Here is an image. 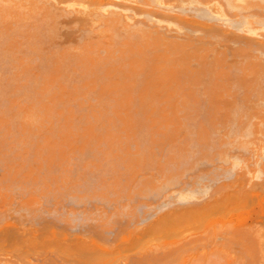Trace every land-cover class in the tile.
I'll return each instance as SVG.
<instances>
[{
    "label": "bare ground",
    "instance_id": "obj_1",
    "mask_svg": "<svg viewBox=\"0 0 264 264\" xmlns=\"http://www.w3.org/2000/svg\"><path fill=\"white\" fill-rule=\"evenodd\" d=\"M103 1L0 0V216H6L8 210L12 209V203L10 208L9 202L12 200L11 196L14 190L21 195V201L19 199L17 201H20L18 203L26 212L37 209L44 195H46L44 198L48 195H50L49 197L53 196L55 201L58 202L65 192L67 194L71 192L69 194L71 195L72 192L75 194L78 191L77 198L80 197V199L88 196L103 198L107 201V199L120 200L123 197V203H125L120 202L122 203L121 208H118L120 205L116 204L117 207H114L116 211L113 209L111 212H115L114 217H118V215H123V211H125L124 216L126 215V217H122V215L120 217L123 218L122 221L124 218L129 220L124 221V223L130 224L131 220L133 221V218L138 214L137 208L142 209L141 205L143 203L141 202L144 198L141 197L146 196L151 191L154 193L153 189L156 191L160 187L159 185L163 187L165 184L170 187L172 182L180 185V181L184 182L181 183L182 185H185L186 182L190 184L191 181L188 183L190 178L193 183L197 184L195 185L197 187L194 188L192 182L193 188L191 185L190 187L180 186L184 189L187 187L186 190L192 188V190H189V192H192H183V188H181L182 192L169 190L170 195L177 192L176 196H173L175 194L172 195L174 201L177 199L180 205L183 204L181 200L187 203L184 202L185 205H181V210L176 201L168 203V206L167 201L170 202L171 200L165 197L164 202H158L162 203L161 207L159 204H155L154 210H160V215H158L159 211L156 214L157 217L154 216L156 212H152L154 217L151 215L152 217H148L149 219L147 218L146 222L143 220L140 223L141 214L139 218L137 215L136 218L138 219L136 221L138 222H136V225L138 224L139 227L135 226L133 221L130 224L132 229L123 228L126 231L131 229L130 232L127 231L130 233H128L129 237H126V231V233L121 232L120 230L123 229L119 228L118 232L120 231L126 236H122V234L119 238L117 233L114 234L115 237L118 236L119 240L126 238L124 241L119 242L117 237L116 239L114 237L113 239L116 240L114 243L118 246L116 244V246L106 245V242L101 243V241L94 238V235L90 237L89 234H84L85 237L80 235V238L75 236L77 240L72 243L70 242L74 238L71 241H68L67 238L66 241L69 243H66V238L64 239L63 235H59L61 233L56 231L59 233L57 234L53 228L50 229L51 231L47 230L46 228L49 226H46L43 231L46 229L50 232H42L41 235H38L40 237H37L35 231H31L30 234H22L24 239L19 237L18 242L20 243L23 240L25 244L21 242L19 245H27L28 250H30L35 249V247L31 248L30 245L36 243V249L38 251L41 249L39 251L41 256L51 253L50 255L59 257L68 264H113V261H115L114 256L118 252L120 255H117L116 259L118 261L116 260L115 264H120V256L127 259L135 255L140 258H133L146 260L144 262L149 264L148 258L151 261L153 255L156 254V257L166 254L165 257L162 256V259L166 258L167 262L158 259L162 260V264H169L168 258L173 260H170V264H264V222H262L264 219H260L262 215L259 213L264 210L263 197L260 196L264 194V183L262 184V181H259V184H257L255 181L253 185V183L249 184L250 179L247 181L248 183L242 180L252 171L250 170L252 167L245 171V168H248V162L249 165L252 163L256 165L258 161L257 165L259 167L256 166V170L259 169L256 171L253 168V172L256 171L258 174V171H262L261 176L262 174L264 176V167H261L264 166V137H262L264 131L261 130L264 126V74L263 79L260 78L263 71H261L260 65H262V62L264 64V49L261 50L259 45L256 44L259 42L260 46L264 48V37L263 40L261 38L264 36V32L260 30L264 31V0H212L213 4L211 2L209 7L207 4L211 0L209 2H207L208 0H202L208 10L211 6L212 12L211 10L210 12H214V14L207 13L205 8H202L200 4H196V0L195 4L200 7L197 10L191 8L195 5L191 0L186 1L193 3L191 5L189 2L190 9H188L189 4L185 0H181V2L184 1L185 4H188V6L186 5L187 8L183 6L185 5L183 3H181L183 5L178 4L180 0L179 2L174 0V5L169 3L173 0H167V2L166 0H121L125 3L132 2L131 6H133V2L136 3L137 5L134 4V8L137 10V14H134L138 15V18L143 16L144 20L141 18L142 21H139V19L133 20L134 16L127 13L131 9L133 10V7L127 9V7L109 5L110 0H107L108 4H106L107 1H105L106 3ZM138 4L142 5V10L145 12H142ZM196 5L194 8L197 7ZM213 5H215L214 8ZM221 6L227 9L224 8L223 11ZM156 10H158L157 12L161 10L162 13L168 15L174 12L175 14L169 16L176 17L179 20L174 18L175 20H172L176 23L174 21L170 23L171 21H164V18H161V22L164 23L162 24L159 17L151 16L153 15L151 13H156ZM187 10H193L192 13L196 11L198 14L192 15L191 13L188 16L190 12L187 13ZM227 10H233L231 13L234 12L236 15L229 13ZM146 12H149L151 17ZM223 12L234 15V17L230 15L227 17ZM69 15H73V17L79 15L80 17L77 16L79 20L76 17V22L74 20L71 24L67 23L65 27V23L62 25L63 20L60 23V19L65 16L69 17ZM180 19L187 21L190 27L186 26L183 29L182 23L178 24L182 26L181 28L177 27V21L182 22ZM218 21L221 22L220 25H218ZM173 23L176 24V31L172 27L174 26ZM170 24H173L171 25L172 28H170ZM194 26H198V31L195 34L194 31L197 29L195 30ZM213 27L219 28V34H217V29L214 30ZM212 28L217 33L212 32ZM62 29H72L71 31L76 32L79 29L82 34L77 35V37H81H78L79 39L76 37L77 41L74 43L71 41L73 39L66 42L68 36L63 39L64 42L63 40L60 42L56 38ZM164 29H168V32ZM172 30L175 31L173 35L169 33ZM258 31L260 32L261 41L260 39L256 41L258 36L255 35H259ZM241 33V38L244 37L243 34L248 35V37L245 36L246 40H239L237 36ZM250 37L251 40H249ZM254 37L257 47L253 43ZM230 39L234 41L231 42ZM230 43L233 46L229 45ZM227 48L230 49V52ZM232 52L233 54H231ZM227 53L228 56H234L233 60L227 61L226 58L232 59V56L227 57ZM231 74H236L235 79L234 75L231 76ZM261 80L263 83H261ZM224 100L226 104L228 103L231 106L222 107L221 105L224 103L222 101ZM259 130L262 132L258 133ZM214 137L218 143L214 142ZM255 141L261 149L259 146H257L259 149H255ZM225 145L227 146L224 147ZM233 145L236 146V149L237 146L240 147L238 149L241 150L248 147L243 150L246 152L250 147L254 148V150L250 149L251 151L260 150V152L257 154H255L256 152L249 153V150L248 154L245 155L255 162H251L249 157H247L248 159L243 158V156H236L235 158V155L233 157L229 153V149L234 147ZM212 147L214 150H212ZM222 147L223 150L229 147L227 151L225 150L227 153L224 151L225 155L222 152ZM210 148L213 152H209L211 151ZM214 152H218L219 158ZM196 153L197 156L201 157V159L198 158L199 160H202L204 155L209 153L212 155L209 158L213 162L217 160V165L214 162L216 166L211 165L210 169L207 168V170L201 171L198 168L195 169L193 165L196 164L192 166L190 164L195 163L194 160L199 164L197 156L193 157ZM252 153L256 155L255 157L259 154L257 161L253 159L255 157L252 158ZM219 154H223V157L221 158ZM226 156H229V158ZM204 158L208 159V157ZM189 159L193 161L190 163ZM207 159H203L204 162ZM211 159L206 162L211 164L209 162ZM244 160L250 161L245 162ZM186 161L189 162L188 165L191 169H195L194 176L197 172L198 176H190L193 175L190 173V175H185V169L183 168L186 165L182 166L181 164L186 163ZM225 162L228 163V166L230 165L231 173L232 168H234L233 170L238 169L237 171L243 169L244 173L240 172L243 176H233L234 179L231 178V180H228L229 182L221 180L222 184L218 180V187L214 186L217 187L214 188L215 191L211 188V195L208 192L210 196L205 195L207 198L197 195L199 189L203 194L202 190L208 191L210 185L204 179H207V177L203 178L202 175L208 176L209 171L212 172L214 169H218L219 165V168L222 166L229 173V168L224 166ZM224 169L220 170L223 171ZM191 172L193 173V170ZM92 173L93 175L89 177ZM182 173L187 180L176 178ZM212 173H210L209 181L214 178L215 174L211 176ZM245 173L246 175H244ZM237 174L239 173L237 172ZM257 174L255 176L260 177V173ZM199 175L201 176L199 177ZM87 176L89 180L93 181L94 179L93 182L96 181L95 185L91 184L90 186L93 188L90 187V189H87L86 186L84 187L86 189L79 188L85 184L83 183L84 180L89 183ZM249 176L250 178L253 177L251 174ZM197 177L200 178L199 180L202 178L206 183H201L202 187L199 186V189L198 183L203 181H194L193 179H197ZM169 182L171 185H169ZM202 184L207 185V187L205 186L206 189L203 188ZM244 184L249 188H246ZM259 185L261 186L259 187ZM253 187H259L260 195L257 193V189L256 191L254 189L256 193L252 190ZM79 189L81 190L79 191ZM194 191L198 193L195 195ZM252 191L255 195H251L254 194ZM166 196L171 197L168 193H166ZM249 196H252L253 199ZM58 197H60V200ZM175 197L177 198L175 199ZM196 197L201 198V200L206 198V200L204 199L205 201L203 200L201 203ZM234 198L237 201L232 202ZM247 198L252 204L249 205L250 201H247ZM135 199L136 203L134 202ZM188 199L196 200L194 202L192 200V206L197 201L200 205L196 208V204L195 207L191 206L192 208H190L191 202H187ZM244 199L245 202H243ZM139 201L141 205L138 203ZM240 202L243 203V206L245 205L247 208L250 206V208L247 210L244 207L245 210H243V206H240L242 204H239ZM254 202L257 204L256 208H253ZM148 204L151 203L148 202ZM172 204L177 205L178 209H176L177 206L176 208L174 206V208L170 207ZM259 204L260 206L262 204V207ZM153 206L154 204L150 205V207ZM185 206H187V209H185ZM162 207H165V210L169 207L170 209L164 211ZM182 207L185 211H182ZM145 209L147 207H144ZM238 209L242 210L238 211ZM161 210H163V213ZM217 210L221 211L220 214L223 215L227 214L226 212L231 211L233 213L237 210L239 216L240 212L241 214L245 212V215L248 216L251 214L250 212L254 214L253 211H255L258 213L257 215H260L258 221H261L263 225L261 222L259 224L258 221L256 223L254 219V221H247L245 215L242 216L243 220H240L236 213L233 214L237 217H234V220L235 218L239 220L238 223L240 224L236 223L238 226H233L230 222L234 221H229L231 218L226 219L220 214L219 217H222L220 219L224 218L225 222L224 220L218 222V215L212 217V215H215V211L217 214ZM246 211H249L248 215ZM211 212H214V214ZM4 213L5 215H3ZM113 213L110 214L99 209L91 219H94L100 228L103 226L107 230V225H109L107 223L114 218ZM209 213L212 214V218H210ZM206 215L209 217L207 218ZM144 216L145 214L142 217L144 218ZM6 220L5 222H7ZM227 220L228 222H226ZM115 221H118V219ZM241 221H244V224ZM223 222L224 225H222ZM251 222L254 223L251 225ZM2 223L0 227L8 225ZM195 223H197V226L194 225ZM204 224L208 226H204V228ZM209 224L213 226V229L210 228L212 231L208 230ZM225 224L228 226H225ZM254 224L259 226H254ZM9 225L18 228L15 224ZM193 225L195 227H191ZM215 225L221 227L218 228ZM109 226H112V224L110 223ZM126 226L128 227V225ZM133 226H135L134 229L136 228L134 231H132ZM141 226L143 230L148 229L145 230L148 235L143 232V235L146 234L145 237L139 236L143 231ZM197 227L207 229L208 233L203 229H200V231ZM197 230L200 232L199 235ZM113 231H115L114 228ZM136 231L139 234L138 237ZM120 232L119 234H121ZM47 233L49 234L47 235ZM193 234L199 236V239L202 235L205 236V239L202 238L206 242L202 238L199 240L196 237V239L192 236ZM26 235L29 236L31 244ZM180 235L183 239L180 238ZM60 236L63 238L59 239ZM147 236L149 239L146 240ZM167 236H173L172 239L175 236V239H173L175 244L172 240H168ZM189 236L194 238L190 240ZM45 238L47 241H43ZM127 238L130 239L129 242L132 244V248L128 247L130 243L127 244ZM176 238L180 239L177 240ZM184 238L188 242L185 240L186 243H182ZM36 239L37 241H35ZM54 240L55 242L58 240L59 243L64 241L63 245L58 242V246L54 245ZM132 240L133 242L137 241L132 243ZM25 241H28L30 245ZM252 241H255L259 252L252 245L254 244ZM45 242L46 245H43ZM47 242L50 246L54 242L52 245L55 248H49L48 246L45 248L46 250L42 249L39 244L47 246ZM189 242L194 245L198 242L200 246L202 244L204 246L199 247V244H197V247L200 248L198 250L196 246L192 248L193 244L189 245V254L188 250L184 251V246L188 247ZM232 243L240 247L239 249L236 246L239 253L235 251L236 248ZM119 244L120 247L122 245V248L119 247ZM124 244L130 248L126 247L125 252L123 250L125 248ZM180 244H182L181 246L184 245L183 248ZM230 244L234 248L233 252ZM16 245L18 246V244ZM27 246H24L25 248L21 247L25 249L24 252L27 251ZM114 247H119L118 252L115 251ZM171 248L173 249L171 250ZM178 248L183 251L177 250ZM16 249L19 250L18 247ZM132 249L134 250L129 251ZM175 249L179 253L173 258L172 254L174 256ZM38 251L34 252L38 255ZM87 251H90V254L85 255ZM20 252H22V249ZM129 252L133 253L129 254ZM193 252H196L195 256ZM167 255H171V257ZM144 256H147L146 259ZM25 259L24 261H27ZM125 259L123 258L124 261L122 262H125ZM4 261L0 260V262H3L0 264H5ZM6 263L8 262L6 261Z\"/></svg>",
    "mask_w": 264,
    "mask_h": 264
},
{
    "label": "rangeland",
    "instance_id": "obj_2",
    "mask_svg": "<svg viewBox=\"0 0 264 264\" xmlns=\"http://www.w3.org/2000/svg\"><path fill=\"white\" fill-rule=\"evenodd\" d=\"M105 1H107V0H104L103 2L106 3ZM108 1H109V0H108ZM108 1H107L106 4H108ZM119 1H120V2H119ZM124 1H125V0H124ZM124 1H121V0H112V1H111V0H110V1H109V5L111 4V5H113V6H116V5H117V7H127V9H128V8L130 9V8L133 7V10L131 9L130 12L127 11V13H129V14L132 15V16H134V19H133V20H138V19H139V21H142L143 16H142V17L139 16L140 18H138V15H137V16L135 15V14H137V12H136L137 10H135V8H134V7H135L134 4H136V3L133 2V6H131V3H132L131 1H130L131 3H128V2L125 3ZM126 1H129V0H126ZM164 1H165V0H164ZM164 1H163V2H164ZM170 1H172V0H170ZM175 1H176V2H179V0H178V1L175 0ZM175 1L173 0L172 2H169V3H170V4H171V3L173 4ZM186 1H187V0H185V2H186ZM204 1H207V0H204ZM209 1H210V0H208L207 2H209ZM214 1H215V0H214ZM219 1H220V0H219ZM166 2H167V0H166ZM189 2H190V1H189ZM189 2H186V3L189 4ZM191 2H193V3L195 4V0H191ZM191 2H190V4H191ZM201 2H202V4H201ZM211 2H212V0L207 4L208 7H209V4H210ZM123 3H124V4H123ZM181 3L185 4L184 1L181 2V0H180V2H179L178 4H181ZM193 3H192V4H193ZM205 3H206V2H205ZM175 4H176V3H175ZM178 4H177V5H178ZM183 4H181V5H183ZM188 4H185V5H183V6L187 8ZM190 4H189V8H188V9H190ZM192 4H191V5H192ZM196 4H197V5L200 4V6H202V8H205V10H207V13H211V12H212V10L210 9L211 6H210V8H209V10H208L207 7H205V5L203 4V1H202V0H201V1H200V0H196ZM196 4H195V5H196ZM212 4H213V2H212ZM60 5H61V4H60ZM62 5H63V4H62ZM62 5H61V6H62ZM136 5H137V4H136ZM173 5H174V4H173ZM186 5H187V6H186ZM195 5H194V6H195ZM197 5H196V6H197ZM207 5H206V6H207ZM138 6H140V8H141V10H142V7H141L142 5H139V4H138ZM194 6H191V8L193 7L194 10H197V9L200 8L199 6H197V7L194 8ZM214 6H215V5H213L212 7L214 8ZM198 7H199V8H198ZM136 8L138 9L139 7L136 6ZM140 8H139V10H140ZM224 8H225L224 6H223V8H222V6H221V9H222L223 11H224ZM119 9H120V8H119ZM123 9H124V8H123ZM125 9H126V8H125ZM215 9H216V8H215ZM221 9H220V10H221ZM226 9H227V8H225V10H226ZM141 10H140V11H141ZM210 10H211V12H210ZM124 11H125V10H124ZM131 11H132V12H131ZM140 11H139V12H140ZM153 11H155V10H153ZM153 11H151V12H153ZM157 11H158V10H156V13H154V12L151 13V14H153V15H151V16H154V15H155L156 18L159 17V20H160L161 18H164V19H163L164 21H171L170 23H172V21H174L175 19H178V18H176V17H174V18H175V19H174L173 16H172V17L169 16L170 14H173L174 12H171V13L169 12L170 14L168 15V14L162 13L163 11L161 12V10H160V12H157ZM187 11H188V10H187ZM192 11H193V10H189V11L187 12V13L190 12L188 16L191 15ZM213 11H215V10H213ZM227 11H229V13H231L233 10H231V11H230V10H227ZM139 12H138V13H139ZM142 12H145V11L142 10ZM142 12H140V13H142ZM149 12H150V11H149ZM149 12H146V13H148V15L150 16ZM194 12H195V13H192V15H193V14H196V15L198 14V12H197V13H196V11H194ZM220 12H221V11H220ZM240 12H241V11H240ZM240 12H239V13H240ZM132 13H133V14H132ZM134 13H135V14H134ZM140 13H139V14H140ZM166 13H168V12H166ZM184 13H185V12H184ZM223 13H224V12H223ZM236 13H237V11H236ZM174 14H175V13H174ZM211 14H214V12L211 13ZM221 14H222V13H221ZM225 14H226V15H225ZM231 14H234V12L231 13ZM231 14L224 13V15L227 16V17H228L229 15L232 16V17H234V15H236V14H234V15H231ZM142 15H143V14H142ZM145 15H146V14H145ZM145 15H144V16H145ZM186 15H187V14H186ZM71 16H72V17H71ZM71 16H70V15H69V17H68V16H65L64 18L61 17L62 19H60V20H61L60 23H62V20H63L62 25L65 23L64 25H65V27H66V24H67V23H68V24H71V22L73 23L74 20H75V22H76V19H75V18H76L77 16H79V15H74V17H73V15H71ZM151 16H150V17H151ZM155 16H154V17H155ZM79 17H80V16H79ZM177 17H178V16H177ZM235 17H236V16H235ZM73 18H74V19H73ZM135 18H136V19H135ZM141 18H142V19H141ZM64 19H65V20H64ZM140 19H141V20H140ZM154 19H155V18H154ZM169 19H171V20H169ZM172 19H174V20H172ZM77 20H79L78 17H77ZM143 20H144V19H143ZM157 20H158V19H157ZM178 20H179V19H178ZM180 20H181V19H180ZM181 21H182V20H181ZM69 22H70V23H69ZM160 22H161V20H160ZM160 22H159V23H160ZM162 22H163V21H162ZM162 22H161V23H162ZM179 22H180V21H177V25H178V24L180 25V24L182 23L181 25L184 26L183 29H184L186 26H189V25H188V22L185 21V20L182 21V22H180V23H179ZM174 23H176V21H174ZM174 23H173V24H174ZM183 23H184V24H183ZM217 23H219L218 25L221 24V22H219V21H218ZM217 23H215V24H216V26L218 27ZM162 24H164V23H162ZM162 24H160V25L162 26ZM167 24H168V23H167ZM167 24H166V25H167ZM173 24H170V28L173 27V28L175 29V31H176V29H177V28L175 27L176 24H174V26L171 27V25H173ZM179 25H178L177 27H180V28H181L182 26H179ZM163 26H165V25H163ZM167 26H168V25H167ZM165 27H166V26H165ZM165 27H163V28H165ZM168 27H169V26H168ZM189 27H190V26H189ZM222 27H223V26H222ZM163 28H162V30H163ZM180 28H179V29H180ZM194 28H195V30H196V29L198 28V26H197V27L194 26ZM200 28H201V27H200ZM200 28H199V29H200ZM213 28H214V27H213ZM213 28H212V30H213ZM215 28H216V27H215ZM215 28H214V30L217 29V32H218V31H219V28H216V29H215ZM67 29H68V28H67ZM222 29H223V28H222ZM71 30H72V29H69V30L62 29V30H60V32L58 33L59 35H58V37L56 38V40H58V41L60 40V42H61V40L66 39V36H68V37H67L68 41L66 40V42H69V40L73 39V40H71V41H73L72 43H74L75 41H77L75 38L77 37V35H78L79 33L82 34V33H81L82 31L79 32V29H78V30H77V29H74V30H77L78 32H76V31H71ZM169 30H171V29H169ZM212 30H211V31H212ZM214 30H213L212 32L217 33V32H215ZM260 30H261V32H264L262 29H260ZM164 31H167V32H168V29H167V30L164 29ZM175 31L172 30V31H170L169 33H170V34L172 33V35H173V34H175ZM177 31H178V30H177ZM193 31H194V29L192 30V32H193ZM197 31H198V29H197L196 31H194V34H195V32H197ZM178 32H179V31H178ZM192 32H191V33H192ZM176 33H177V32H176ZM258 33H259V35H255L256 37L258 36L257 39H256V41H259V39H260V37H261L259 31H258ZM194 34H193V35H194ZM217 34H219V32H218ZM240 35H241V36H240ZM240 35H238L237 37L239 38V40H242V41H243V39H245L246 37H248V35L246 36V34H245V35L243 34L244 37L241 38V37H242V33H241ZM239 36H240V37H239ZM245 36H246V37H245ZM69 37H70V39H69ZM78 37H81V36H78ZM78 37H77V38H78ZM263 37H264V36L261 37L262 40H263ZM252 38H253V37H252ZM78 39H79V38H78ZM247 39H248V38H247ZM237 40H238V39H237ZM245 40H246V39H245ZM249 40H251V37H250ZM58 41H57V42H58ZM64 41H65V40H63V42H64ZM71 41H70V43H71ZM230 41L232 42V41H234V40H233V39H232V40L230 39ZM256 41H255V37H254V42H253V43L255 44ZM260 41H261V39H260ZM234 44H235V43H234ZM256 44H257V46L259 45V48H261V50L264 49V48H262V46H260L259 42L256 43ZM256 44H255V47H257ZM229 45H232V43H230ZM232 46H233V45H232ZM229 48H230V47H229ZM229 48H227V49H229ZM228 51L230 52V49H229ZM228 51H227V52H228ZM231 54H233V52H232ZM225 55H226V53H225ZM225 55H224V56H225ZM229 56H230V55H229ZM229 56H228V53H227V57H229ZM231 56H232V55H231ZM231 56H230V57H231ZM233 57H234V56H232V59H228V58H226V59H227V61H228V60L231 61V60H233ZM260 66H261V68H260L261 71H262V70L264 71V64H263V62H262V65H260ZM260 66H259V67H260ZM262 66H263V67H262ZM260 69H259V70H260ZM261 71H260V72H261ZM263 71L261 72L262 76H260L261 74L259 75L261 79H263V78H262V77H263V74H264ZM232 75H234V79H235L236 74H231V76H232ZM236 80H237V79H236ZM240 82H241V81H240ZM261 83H263L262 80H261ZM237 84H238V83H237ZM240 84H241V83H240ZM239 94H240V93H239ZM239 94H238V95H239ZM236 98H238V97H236ZM237 100L240 101L239 98H238ZM222 102L225 103L226 101L224 100V101H222ZM222 102H221V103H222ZM228 102H230V101H228ZM219 103H220V102H219ZM224 103H223L222 105H221V104H220V105H221L222 107H223V106L225 107V106H228V105L231 106V105L228 104V103H227V104L225 103L226 105H225ZM260 127H261V126H260ZM260 127H259V129H260ZM263 127H264V126H263ZM263 127L261 128L262 131H264ZM261 130H259L258 133H259V132H262ZM260 134H262V133H260ZM258 135H259V134H258ZM259 136H260V135H259ZM262 137H264V134H263ZM213 139H214V142L217 140V139H215V137H214ZM256 142H257V141H255V145H256ZM215 143H218V142L216 141ZM258 143H259V142H258ZM216 145H217V144H216ZM226 146H227V145H225L224 147H226ZM229 146H230V145H229ZM231 146H232V145H231ZM233 146H234V145H233ZM257 146H259V145H256L255 149H259V148H260V146H259V148H257ZM213 147H214V146H213ZM213 147H212V148H213ZM215 147H218V146H215ZM235 147H236V146L231 147V149H229V153L232 154V156L235 155V158H236V156H239V157H240V156H243V158L246 159L247 157H249V156H245L246 154H248L249 150H250V149H251V150H252V149L254 150V148L250 147V149L247 150V152H246V151H243V150H244L245 148H248V147H245L243 150L238 149V148H240V147H238V146H237V149H236ZM212 148H210V150H211ZM218 148H219V147H218ZM218 148H217V149H218ZM228 148H229V147H228ZM228 148H227V149H228ZM217 149H216V151H218ZM227 149L225 148L226 151H227ZM260 149H261V148H260ZM212 150H214V148H213ZM212 150L209 151V152H213ZM225 150H223V147H222V152H223L224 155H225V153H227ZM245 150H246V149H245ZM251 150H250L249 153H251V152H256L255 154H257V153L260 152V150H258V151H256V150H255V151H251ZM220 151H221V150H220ZM224 151H225V153H224ZM218 152H219V151H218ZM218 152H217V153H218ZM214 153H216V152H214ZM217 153H216V155H217ZM261 153H262V151H261ZM261 153H260V154H261ZM199 154H200V153H199ZM223 154H221V155L219 154V155L221 156V158L223 157V156H222ZM230 154H229V155H230ZM253 155H254V154L252 153V154H251L252 158L256 156V155H254V156H253ZM258 155H259V154H258ZM258 155H257V157H259ZM195 156H197V153L194 154L193 157H195ZM201 156H202V155H201ZM209 156L212 157V155H210L209 153H207L206 155H204V157H208V159L210 160L211 158H209ZM217 156H218V155H217ZM230 156H231V155H230ZM244 156H245V157H244ZM193 157H190V158H193ZM199 157H200V156L198 155L196 158L198 159ZM204 157L202 158V160H203V159H204V160L207 159V158H204ZM226 157L229 158V156H226ZM233 157H234V156H233ZM233 157H232V158H233ZM257 157H255V158H253V159L257 161V159H258ZM260 157H261V155H260ZM262 157H263V154H262ZM218 158H219V156H218ZM228 158H227V159H228ZM237 158H238V157H237ZM263 158H264V157H263ZM193 159H195V158H193ZM199 159H201V157H200ZM199 159H198V160H199ZM208 159H207V160H208ZM239 159H240V158H239ZM241 159H242V157H241ZM247 159H248V158H247ZM249 159L251 160L250 157H249ZM261 159H262V158H261ZM198 160H197V162H198ZM202 160H199V164L196 163V160H194L195 163H193V162L191 163V161H193V160H190V159H189L188 161H190V163H191L190 165H191V166H192L193 164H196L195 166L193 165V167H195V169L198 168L200 171H201V170H205V169L207 170V168L210 169V168H211V165H214V162H215V164L217 165V162H216L217 160H215V161L213 162L212 159H211V161H209V162H211V164H210V163H207V162H206L207 160H206L205 162H204V160H203V163H202ZM219 160H220V159H219ZM222 160H223V159H222ZM250 160H246V161H250ZM200 161H201V162H200ZM225 161H226V159H225ZM244 161H245V160H244ZM246 161H245V162H246ZM252 161H253V160H251V162H252ZM260 161H261V160H260ZM262 161H263V159H262ZM212 162H213V163H212ZM223 162H224V161H223ZM228 162H229V161H228ZM253 162H255V161H253ZM257 162H258V161H257ZM257 162H256V165H255V163H252V164H254L253 166H252V164L249 165V162L247 163V164H248V166H247L248 168H247V169L245 168V171H246V170L248 171V170H249V167H250V168L252 167V169H250V170H252V171L250 172V174H251V176H253L252 178H254V179L250 178V176H249L250 174H249V175L247 174V175H248V177H247V175H246V173H245L244 175H246L245 177L248 178V180H246V178H245V179L242 178V180H244V182H245V181L247 182V181H249V179H250L249 184H250V183H253V185H254V182H255V181L257 182V184H259V183H258L259 181H262V182H261L262 184L264 183V182H263L264 178H262V177H264L263 174H262V176H261V173H263L262 171H258V174L260 173L259 175H260V177H261L262 179H261L259 176H255V175L257 174L256 171L259 169V168H258V169L256 170V166L259 167V166L257 165ZM218 163H219V162H218ZM220 163H221V160H220ZM220 163H219V164H220ZM225 163H226L227 165H226ZM225 163H224V164H225L224 166H226L225 168H229L230 165L228 166V163H227V162H225ZM261 163L263 164V162H261ZM188 164H189V162L187 163V161H186V163L184 162V164L182 163L181 165H182V166H185V165L187 166ZM197 164H198V166H197ZM181 165H180V166H181ZM190 165H188L187 167L185 166V168H183V169H185V171H184V172H185V175H186V174H188V175L193 174V175H190V176H193V177L198 176V172H197L196 175L194 176V172H196V171H194L195 169H191V168H190ZM208 165H210V166H208ZM216 165H214V166H216ZM222 165H223V164H222ZM259 165L261 166L260 163H259ZM219 166H220V165H219ZM219 166H218L219 171H217L218 169L216 168V170L214 169V171H212V172H214V173H212L211 170H210L209 173H208V176H204V175H202L203 178H204V177H207V179H206V178H204V179L207 180L206 182H208V183L211 185V187H210V185L208 184V185H209V187H208V189H207L208 191L205 192L204 189L202 190L204 195L202 194V192H200V189H199V186H201V183L206 184V183L204 182V180H202V178H201V180H202L203 182H199V181H201V180H199V179H200L199 177H200L201 175H199V177H197V179H196V178L193 179L194 181H198V180H199L198 182L200 183V184H199V183L197 182V183H198L199 193L196 192V191H194V192H195V195H196V193H198L197 195H202V196H200V197H206V196L209 197V196L211 195V193H212V189H213V191H215L214 188H217V187H218V183H217V182L220 181V183H221L223 180H226L227 182H229L228 180H231V178L234 179L233 176H241V175L244 173V171H242L243 169H241V171H237V170H238L237 168H235V169H237V170H233L234 168H232V173H231V169H230L231 167L228 169V170H230V171H228L229 173H227V171H226L227 169L222 168V166H221V168H219ZM254 166H255V167H254ZM261 167H264V166H261ZM261 167H260V169H261ZM187 168H189V169H187ZM213 168H214V167H213ZM253 168L256 170V171L254 170L255 172H253ZM179 169H180V168H179ZM186 169H187V171H186ZM190 169H191V170H190ZM198 169H197V170H198ZM209 169H208V170H209ZM220 169H224L226 172H225L224 170L221 171ZM192 170H193V173L191 172ZM199 170H198V171H199ZM212 170H213V169H212ZM262 170H263V169H262ZM181 171L183 172V170H181ZM188 171H189V172H188ZM234 171H235V172H234ZM184 172H183V173H184ZM187 172H188V173H187ZM203 172H204V171H203ZM205 172H206V171H205ZM217 172L219 173V175H217V174H218ZM237 172H238L239 174H237ZM240 172H242V174H241ZM180 173H181V172H180ZM183 173H182V175L179 174L180 176H179V177H176V178H180V180H181V179H182V180H183V179L187 180V179L183 176ZM189 173H190V174H189ZM200 173H201V174H205V173H202V172H200ZM210 173H212L211 176H213L214 174H215V175L213 176L214 178H213V179L211 178L212 180L209 181ZM235 173H236L237 175H236ZM247 173H248V172H247ZM233 174H234V175H233ZM252 174H253V175H252ZM258 174H257V175H258ZM92 175H93V173H92L91 175H89V177H91ZM216 175H217V176H216ZM94 176H95V175H94ZM181 176H183V178H181ZM186 176H187V175H186ZM190 176H189V177H190ZM242 176H243V175H242ZM254 176H255V177H254ZM87 177H88V176H87ZM89 177H88V181H89V183L87 182V180H86V181L84 180L83 183H85V184L82 186V185H81L82 183H81V184H80L81 187H79V188L86 189V188H84V187L86 186V187H88L87 189H90V187H92V186H90L91 184H92L93 186L95 185L94 183H95L96 181L93 182V181H94L93 178H92L93 181H92L91 179L89 180ZM193 177H192V178H193ZM228 177H229L230 179H229ZM257 177H258V178H257ZM187 178H188V177H187ZM215 179H216V180H215ZM233 179H232V180H233ZM251 179H252V181H251ZM255 179H256V180H255ZM257 179H258V180H257ZM260 179H261V180H260ZM173 180L175 181V179H173ZM178 180H179V179H178ZM178 180H177V181H178ZM185 180H184V181H185ZM218 180H219V181H218ZM221 180H222V181H221ZM91 181H92V182H91ZM177 181H176V182H177ZM189 181L192 182V179L189 178L188 183H189ZM180 182H181L182 184L184 183L183 181H180ZM185 182H186V181H185ZM191 182H190V184H187V182H186L185 185H186L187 187H190V185H191V187H192L193 184H194L193 187H194V188L197 187V186H195V185H197V184H195V183H193V182H192V183H193V184H192ZM227 182H226V183H227ZM173 183H174V182H172V185H171L170 182H169V185H171L170 187L166 186L165 184H164V185L162 184L163 187H161V185H159L160 187L158 186L159 188H158L156 191L153 189L154 193H152V191L149 192V193H147V195H148V196L146 195L147 198H146V196H143V197L140 196L141 198H144V199H143L144 201L142 200V202H141V203H143L142 205H143L144 207H147V209H149V210H148V212H147V209L144 210V207H143V206L141 205V203H140L141 200L138 202V203L141 205V208H142V209L137 208V210H138V214H137V215H138V216L135 214L138 218H139V215L141 214V215H140V217H141V221H140V218H139V223L142 222L143 220H144V222H146V221H147V218H148V217L151 218V217L153 216V213H155V212H156V213H155L154 216H156L157 212H158V211L160 212V210H157V211L154 210V208H155V204L157 203V205L159 204V206L161 207V206H162V203L160 204V203H158V202H162V201L164 202L165 197H167V199H170V200H171V201L169 200L170 202L167 201V205H168V203H171L172 201H174V197H173V196H176L177 192H180V191L182 192V189H181V188H183V190H184L183 192H186V193H190V192H192V191L189 192V190H190V189L192 190L193 187H192V188H189V190L187 189V190H188V191H187V190H186L187 187H186L185 189H184V187H181V186H185V185H182L181 183H180L181 186H180L179 184H177V183H176V184L174 183V185H173ZM223 183H225V182H223ZM247 183H248V182H247ZM247 183H245V184H247ZM167 184H168V183H167ZM204 184H202V185H203V188L206 189L207 185H204ZM221 184H222V183H221ZM245 184H244V185H245ZM257 184H256V185H257ZM247 185H248V184H247ZM251 185H252V184H251ZM256 185H255V187H256ZM205 186H206V187H205ZM214 186H217V187H214ZM245 186H246V185H245ZM248 186H249V185H248ZM248 186H246V188H249ZM257 186H258V185H257ZM260 186H261V185H259V187H260ZM263 186H264V184H263ZM263 186H262V187H263ZM201 187H202V186H201ZM201 187H200V188H201ZM259 187H257V188H254V187H253L252 190L254 191V189H255V191H256V189H257V190H258L257 193L259 194V191H260V189H258ZM92 188H93V187H92ZM175 188H176V189H175ZM209 188H210V189L212 188V189L210 190ZM263 188H264V187H263ZM180 189H181V190H180ZM196 189H197V188H196ZM261 189H262V188H261ZM80 190H81V189H79V191H80ZM169 190H170V191L173 190L174 192H175V190H178V191H177L176 193H172V192H173V191H172V192H171L172 195L175 194V195L172 196V195H170V191H169ZM193 190H194V189H193ZM263 190H264V189H263ZM76 191H77V190H76ZM210 191H211V193H210ZM253 191H252V192H253ZM255 191H254V192H255ZM261 191H262V190H261ZM12 192H13V191H12ZM17 192H18V191H17ZM17 192L14 190L13 193H15V194L12 193V196H11L13 202H12V200H11V202H9V204H10V205H9L10 208H11V203H12V209H10L11 211L8 210L9 212H7V213H6L7 215L4 216V217L0 216V225H2V224H3L2 222H4V223H7L8 225H9V224H15V225L18 227V228H15L14 226H13V227H10V226H12V225H9V226L6 225L7 227H6V226H5V227H4V226L0 227V258H1L0 260H5V261H4L5 264H8V263H11V264H23V263H24V264H25L26 262H27L26 264H28V262H29V264H68V263H66L64 260H61L59 257H56V256H52V255H50L51 253H49V252H48L49 255H48V254H43L44 257H42L43 255L41 256V252H40V254H39V251H41V249H40L39 251L36 249V246H37L36 243H35V244L33 243L34 245H30L31 242H30V239L28 238V237H29L28 235H26V236H27V238H28L29 240H28V239H25V240H28L30 244H28V241H25V242H26L28 245H30L31 248L35 247V249H30V250H28L29 247H28L27 245H23V246L21 245V246H20L19 244H20L21 242L24 243V241L22 240V239H24V236H22V234H23V235H24V234H27V233L30 234L31 231H35L37 237H40V236H38V235H41L42 232H45V231H46V229H47V230H50V229L52 230V228H53V230H55V232L57 231V232L61 233V234H59V233L56 232L57 234H59V235H61V236L63 235V236H64V239L66 238V239H65V242H66V243H69L68 241H71L73 238H74V239H73L70 243L74 242V240L76 241L77 238H80V237H81L80 235H83V236H84V234H89L90 237L94 235V236H95L94 238H95L96 240L101 241V243L106 242V243H107L106 245L109 244V245H114V246H116L117 244L114 243V242H116V240H115L116 237H117V239L119 240L120 235L123 234L122 236H126V235H124V233H126L128 230H129V232H130V230L132 229V227H130V226H132V225H130V224H132L131 222L134 221V222H135V223H134L135 226L138 225V224L136 225V222H138V221H136V219H138V218H136V216H135V218H133V217H134V216H133V217H132V218H133V221L131 220L130 224H129V223L127 224V223H124V221H125V222L129 221V220H126V218H124V220L122 221V219H123L122 217L124 216L125 211H123V212H124L123 215L120 213V214L122 215V217H120L121 215H120V216L118 215V217H120V218H118V217H114V213H115V212H114V213L111 212V211L114 209V207H117L118 204L120 205L118 208H121L122 203H123V200H124L123 197H122L120 200H119V199H118V200L115 199L116 201H115L114 199H111V200L107 199V201H106V199H103V198H99V197H88V196H86V197H82L83 199H80V197L77 198V193H78V191H77V193H75L76 196H75V194H74L73 192H72L73 195H72V194L69 195L71 192H70V193L68 192V194H67V192H65V194L63 193L64 195H61V196H62V199H61V200L59 199L61 196L58 197V199L60 200V201H58V202H59V203H58L57 201H55V198H54L53 196H52V197H49L50 195H48L47 197L44 198V196H46V195H44L43 198L40 197V198H42V201H40V205H39V207H38L37 209L29 210L28 212H26V211H24V209L21 208V206H20V204H19L20 201H21V200H20V196H21V195H19V193H17ZM207 192L210 193V195H208ZM254 192H253V193H254ZM16 193H17V194H16ZM166 193H168V195L171 196V197L168 198V196H166ZM255 193H256V192H255ZM255 193H254V194H251V195H255ZM260 193H262V192H260ZM263 193H264V192H263ZM192 194H193V193H192ZM258 194H257V195H258ZM195 195H194V196H195ZM205 195H206V196H205ZM259 195H260V194H259ZM259 195H258V196H259ZM22 196H23V195H22ZM73 196H75L76 198L73 197ZM194 196H192V197H194ZM260 196L263 197V200H262V201H264V194H261ZM260 196H259V197H260ZM13 197H14V198H13ZM200 197H199V198H200ZM207 197H206V198H207ZM250 197L253 199L252 196H249V198H250ZM254 197H255V196H254ZM261 197H260V198H261ZM21 198H22V197H21ZM53 198H54V199H53ZM172 198H173V200H172ZM176 198H177V197H175V199H176ZM196 198L198 199V197H196ZM196 198H195V199H196ZM206 198H204V199L206 200ZM249 198H247V199H248L247 201H250ZM257 198H258V197H257ZM260 198H259V199H260ZM17 199H19L20 201H19V200L17 201ZM145 199H146V200H145ZM167 199H166V200H167ZM197 199H196V200H197ZM202 199H203V198H202ZM204 199H203V200H204ZM255 199H256V198H255ZM125 200H126V198H125ZM138 200H139V199L137 198V201H138ZM178 200H179V199H178ZM189 200H191V199H188V201H187V202H191V205L189 206L190 208H192L193 206L195 207L196 204H197V205H196V208L200 205V204H198V201H197V203L195 202V204H193V206H192V200H193V199H192L191 201H189ZM196 200H193V202L196 201ZM198 200H199V202H201V203L203 202V200H201V198L198 199ZM200 200H201V201H200ZM205 200H204V201H205ZM234 200L237 201L236 198H234L232 202H234ZM135 201H136V199L134 200V202H135ZM145 201H146L147 203H146ZM175 201H176L177 205L180 206V207H179L180 210H181V205H185V203H186L185 201H182V200H181V202H182L183 204L180 205V203L177 201V199H176ZM175 201H174V202H175ZM253 201H254V200H253ZM259 201L261 202V200H259ZM259 201H258V202H259ZM18 202H19V203H18ZM56 202H57V204H56ZM118 202H119V203H118ZM120 202H122V203H120ZM144 202H145V204H147V205H149V204H148V202H149V203H151L150 205H153V204H154V206H153V207H150V205H149V206H146V205L144 204ZM174 202H173V203H174ZM184 202H185V203H184ZM232 202H231V203H232ZM241 202H242V200H241ZM241 202H240L239 204H242V205H240V206H243V203H241ZM243 202H245V199L243 200ZM255 202H256V201H255ZM255 202H254V204H253V205H254L253 208H256V207H257V206H256L257 204H255ZM124 203H125V202H124ZM124 203H123V204H124ZM135 203H136V202H135ZM138 203H137V205H138ZM178 203H179V204H178ZM236 203H237V202H236ZM247 203H248V202H247ZM247 203H246V204H247ZM250 203H251V201L249 202V205H250ZM261 203H262V202H261ZM116 204H117V205H116ZM186 204H187V203H186ZM251 204H252V203H251ZM262 204H264V203H262ZM262 204H261V206H260V204H259V206L262 207ZM157 205H156V206H157ZM163 205H164V203H163ZM165 205H166V203H165ZM177 205H173V204H172V206H170V207H172V208L175 207V208H176ZM168 206H169V205H168ZM173 206H174V207H173ZM178 206H177L176 209H178ZM191 206H192V207H191ZM247 206H248V205H247ZM18 207H19V208H18ZM149 207H150L151 209H150ZM170 207L167 208V209H170ZM185 207H186L185 209H187V206H185ZM244 207H245V209H247V210L250 208V206L247 208V207L244 205V206H243V210H245ZM251 207H252V205H251ZM152 208H153V210H152ZM157 208H158V206H157ZM162 208L164 209L165 207H162ZM172 208H171V210H172ZM253 208H252V210H253ZM19 209H20L21 211H20ZM99 209H100V210H104L105 212L107 211V212L110 213V214L113 213L112 215H113V217L115 218V219L112 218V221H110V222L107 223V224H109V225H110V223L112 224V226L107 225V230H105L103 226H102L103 229H101L102 227L100 228V226L96 224L95 220H94V219H91V217H92V216H95L97 210H99ZM158 209H159V208H158ZM167 209H166V210H167ZM183 209H184V208L182 207V211H185V209H184V210H183ZM259 209L261 210L262 208H259ZM263 209H264V208H263ZM22 210H23L24 212H23ZM166 210L164 209V211H166ZM240 210H242V209H238V211H240ZM252 210H251V211H252ZM255 210H256V209H255ZM114 211H116V210L114 209ZM161 211H162V213H163V210H161ZM217 211H218L217 214H216V211H215V215H214V216L212 215V214H214V212H211L212 214L209 213V214H210V218L215 217L216 215H218V217H219V214H220L221 211H219V210H217ZM232 211H233V210H232ZM236 211H237V210L233 211V213L238 214V215H236V216H237L240 220H243L242 216L245 215L246 213L243 212V213L241 214V212H240V216H239V212L237 211V212H238V213H237ZM249 211H250V210H249ZM249 211H246V212H247V215L249 214ZM257 211L259 212L258 209H257ZM261 211H262V212H259L260 215H262L261 218H260V215H257V214H258L257 212L253 211L254 214H255V213H256V214L254 215L252 212H250L251 214H249L248 216L245 215V217L247 218L246 220L249 221V222H250L251 220H253V219H254L255 222H256V221L259 220V218H260L261 220H263V219H264V218H263V217H264V216H263V215H264V212H263L264 210H261ZM140 212H141V213H140ZM143 212H144V213H143ZM145 212H146V213H145ZM152 212H153V213H152ZM222 212H223V211H222ZM135 213H136V211H135ZM223 213H225V212H223ZM226 213H227V214H225V215L220 214V216L223 215L222 217H226V219H230V218H231L229 221H234V222H230V223L233 224V226H235V225L238 226V225L240 224V223H238L239 220H236L237 217H236L233 213H231V211H230L229 213H228V212H226ZM230 213H231V214H230ZM261 213H262V214H261ZM110 214H109V215H110ZM118 214H119V213H118ZM143 214H145V216H146V215H147V216H146V217L144 216V218H143V217H142ZM160 214H161V212L158 213V215H160ZM209 214H208V215H209ZM228 214H229V215H228ZM1 215H2V214H1ZM3 215H5V213H4ZM115 215H116V213H115ZM151 215H152V216H151ZM158 215H157V216H158ZM189 215H190V214H189ZM211 215H212V217H211ZM227 215H228V216H227ZM253 215H254V216H253ZM150 216H151V217H150ZM154 216H153V217H154ZM157 216H156V217H157ZM206 216H207V215H206ZM229 216H230V217H229ZM249 216H250V218H249ZM124 217H126V215H125ZM208 217H209V216H207V218H208ZM218 217H217V218H218ZM222 217H219V218L217 219V221L219 222V221L224 220V218H223V219H220V218H222ZM228 217H229V218H228ZM234 217H236L235 220H234ZM243 217H244V216H243ZM92 218H93V217H92ZM149 218H148V219H149ZM6 219H7V220H6ZM117 219H118V221H115V220H117ZM127 219H128V216H127ZM129 219H130V218H129ZM134 219H135V220H134ZM154 219H155V218H154ZM215 219H216V218H215ZM219 219H220V220H219ZM244 219H245V218H244ZM5 220H6L7 222H5ZM120 220H121V221H120ZM152 220H153V219H152ZM208 220L210 221V219H208ZM211 220H212V219H211ZM254 220H253V221H254ZM114 221H115V222H114ZM148 221H149V220H148ZM212 221H213V220H212ZM236 221H237V222H236ZM8 222H10V223H8ZM116 222H117L118 224H117ZM213 222H214V221H213ZM224 222H225V220H224ZM224 222L222 223V225H224ZM226 222H228V220H227ZM243 222H244V221H243ZM243 222L241 221L242 224H244ZM259 222H261V221H258V223H259ZM262 222H264V221H262ZM262 222H261V224L263 225ZM113 223H114V224H113ZM149 223H150V222H149ZM210 223H212V222H210ZM216 223H217V222H216ZM230 223H228V224H230ZM236 223H238V225H237ZM245 223H246V222H245ZM253 223H254V222H253ZM253 223L251 222V225H252ZM256 223H257V222H256ZM120 224H121V226H120ZM144 224H146V223H144ZM198 224H199V223H198ZM212 224H213V223H212ZM212 224H211V225H212ZM214 224H215V222H214ZM214 224H213V225H214ZM217 224H218V223H217ZM247 224H249V223H247ZM259 224H260V223H259ZM4 225H5V224H4ZM113 225H114V226H113ZM126 225H128V227H127ZM141 225H142V224H141ZM146 225H147V224H146ZM194 225L197 226V223H195ZM194 225L191 226V227H195ZM211 225L209 224L210 227L208 228V230H210L211 227H212V229H213V226H211ZM219 225H220V224H219ZM249 225H250V224H249ZM257 225H258V224H254V226H257ZM46 226H47V227L49 226L50 228L48 227L49 229L46 228V229L43 231V229H44ZM115 226H117V227H115ZM118 226H119V227H118ZM123 226H126V227H123ZM135 226H133V230H132V231L136 230V228L134 229ZM142 226H143V225H142ZM142 226H141V227H142ZM144 226H145V225H144ZM199 226H200V225H199ZM204 226H205V224L203 225V227H204ZM206 226H208V225H206ZM206 226H205V227H206ZM215 226H218V225H215ZM225 226H228V225L225 224ZM243 226H244V225H243ZM258 226H259V225H258ZM137 227H139V226H137ZM187 227H188V226H187ZM203 227H202V228H201V227H200V228L197 227V228L200 230V229H203ZM205 227H204V228H205ZM220 227H221V226H220ZM220 227L218 226V228H220ZM240 227H241V226H240ZM261 227H262V226H261ZM113 228H114V230H115L116 232L113 231ZM116 228H118V229H116ZM119 228H122V229H123V228H125V229H127V228H131V229H128L127 231L124 230V229H123V230H120L121 232L124 231V233H121V232L119 231V232L121 233V234H119V232H118ZM197 228H196V229H197ZM216 228H217V227H216ZM223 228H225V227L223 226ZM223 228H221V229H223ZM139 229H141V228H139ZM190 229H191V228H190ZM212 229H211L210 231H212ZM226 229H227V227H226ZM25 230H26V231H25ZM51 230H50V231H51ZM104 230H105L106 232H105ZM141 230H143V227H142ZM145 230H146V228L142 231V234H141L140 231L137 229V231H139L140 235H139L138 232L136 231V232H137L136 236L138 237V235H139V236H144V235H146V234L143 235V232H146L148 229H147L146 231H145ZM203 230H206V232L208 231L207 229H203ZM50 231H46V232H50ZM125 231H126V232H125ZM149 231H150V230H149ZM149 231H148V232H149ZM190 231H191V230H190ZM190 231H189V232H190ZM193 231L195 232V229H193ZM193 231H191V232H193ZM200 231H201V230H200ZM22 232H23V233H22ZM129 232H127V236H126V237H129V236H128V233H129ZM197 232H198V235H199L200 232H199L198 230H197ZM117 233H118V235H119V238H118V236L115 237V235H116ZM146 233H147V232H146ZM185 233H187V232H185ZM195 233H196V232H195ZM201 233H203V232H201ZM204 233H205V231H204ZM207 233H208V232H207ZM209 233H210V232H209ZM43 234H44V233H43ZM48 234H49V233H47V235H48ZM114 234H115V235H114ZM129 234H130V233H129ZM133 234H135V233H133ZM147 235H148V233H147ZM149 235H150V234H149ZM151 235H152V234H151ZM195 235H196V234H195ZM195 235L193 234L192 236H194V237L196 238L197 236H195ZM42 236H43V235H42ZM42 236H41V237H42ZM45 236H46V235H45ZM57 236H58V235H57ZM61 236H60V237H61ZM75 236H76V237L79 236V237L76 238ZM122 236H121V237H122ZM19 237H20V238L23 237V238L21 239L22 241H21L20 243L18 242V241L20 240ZM60 237H59V239H62V238H63V237H61V238H60ZM84 237H85V236H84ZM114 237H115V239H113ZM126 237H125V238H126ZM137 237H136V238H137ZM144 237H145V236H144ZM147 237H148V236H147ZM167 237H168V236H167ZM172 237H173V236H172ZM172 237H168L167 239H168V240H172L173 243H174V240H173V239H175V236H174L173 239H172ZM176 237H177V236H176ZM178 237H179V236H178ZM190 237H191V236H189V238H190ZM194 237H193V238H194ZM202 237L205 239V236L202 235L201 238H202ZM67 238H68V241H66ZM92 238H93V237H92ZM122 238H123V237H122ZM125 238H124V240H125ZM140 238H142V237H140ZM169 238H170V239H169ZM180 238H182L181 235H180ZM180 238H179V239H180ZM186 238H187V237H186ZM186 238H184V241L188 239V238H187V239H186ZM193 238H190V240H192ZM197 238L199 239V236H198ZM197 238H196V239H197ZM201 238H200V239H201ZM203 238H202V239H203ZM38 239H42V238H38ZM43 239H44V238H43ZM132 239L135 240L134 238H132ZM147 239H149V237L146 238V240H147ZM176 239H177V238H176ZM179 239H177V240H179ZM182 239H183V238H182ZM200 239H199V240H200ZM204 239H203V240H204ZM251 239H252V238H251ZM113 240H114V241H113ZM124 240H123V239H122V240L120 239L119 242H120V241H124ZM126 240H128V238H127ZM129 240H130V239H129ZM129 240H128L127 244L130 243ZM133 240H132V243H135V242L137 241V240H136V241L133 242ZM144 240H145V239H144ZM199 240H197V241L199 242ZM248 240H250V239H248ZM248 240H245V241L247 242ZM253 240H254V238H253ZM32 241H34V240H32ZM35 241H37V239H36ZM43 241H47V239L45 238V240H43ZM43 241H42V243H43ZM49 241H50V240H49ZM49 241H48V242H49ZM181 241H183V240H181ZM184 241H183L182 243H186V241H185V242H184ZM204 241L206 242V240H204ZM204 241H202V242L205 244ZM245 241H244V242H245ZM250 241H251V240H250ZM255 241H256V240H255ZM255 241H252V242L254 243V244H252V245L256 247V243H255ZM48 242H47V243H48ZM54 242H55V240H54ZM54 242H52V244H53ZM57 242L59 243L58 240H57ZM57 242H55L54 245L58 246V243H57ZM63 242H64V241L60 242L59 244H62V245H63ZM175 242H176V244H177V241H176V240H175ZM187 242H188V240H187ZM198 242L195 243V245L192 243L193 246H194V247L192 246V248H195V246L197 247V246H198L197 244H199ZM200 242H201V241H200ZM207 242H208V241H207ZM209 242H210V241H209ZM209 242H208V243H209ZM252 242H251V243H252ZM256 242H257V241H256ZM39 243H40V240H39ZM49 243H50V242H49ZM49 243H48V244H49ZM56 243H57V244H56ZM113 243H114V244H113ZM117 243H118V242H117ZM121 243H122V242H121ZM121 243H120V244H121ZM124 243H125V242H124ZM178 243H179V242H178ZM16 244H18V246H17ZM24 244H25V243H24ZM48 244H47V246H42V244H39V245H41V248L44 249V250H46L45 248H47L48 246H49V248H50V247H51V248L54 247L52 244H51V246H50V244H49V245H48ZM115 244H116V245H115ZM120 244H119V247H120ZM125 244H126V243H125ZM125 244H124V245H125ZM174 244H175V243H174ZM192 244H190V242H189V243L187 244L188 247H186V246L183 245V246H184V251H185V250H188V248H189ZM201 244H202V243H201ZM15 245H16V247H18V249H19V246H20V249L17 250L16 247H15ZM39 245H38V246H39ZM43 245H46V242H45V244H43ZM122 245H123V243H122ZM122 245H121L120 248H122ZM128 245H129V244H128ZM130 245H131V246H130ZM130 245H129L128 247L132 248L133 246H132L131 243H130ZM181 245H182V244H180V246H181ZM189 245H190V246H189ZM202 245H203V244H202ZM202 245H201V246H202ZM206 245H207V244H206ZM209 245H210V244H209ZM232 245L235 246V248H236L235 251H238V253H239V249H240V247H239L237 244L235 245L234 243H232ZM24 246H27V249H26L27 251H26V252H24V251H25V249H23V248H25ZM117 246H118V245H117ZM134 246H136V245H134ZM137 246H138V245H137ZM176 246H177V245H176ZM176 246H175V248H176ZM183 246H181V247L183 248ZM201 246H200V244H199V247H201ZM203 246H204V245H203ZM230 246H231V244H230ZM236 246H238L239 249H237ZM21 247H23V248H21ZM39 247H40V246H39ZM107 247H108V246H107ZM119 247H116L117 249L114 247V248H115V251H117ZM124 247H125V248H123V250H124V252H125V249H126L127 246L125 245ZM128 247H127V248H128ZM173 247H174V245H173ZM178 247H179V245H178ZM199 247H197V249H198ZM205 247H206V246H205ZM207 247H208V246H207ZM231 247H232V246H231ZM255 247H254V248H255ZM54 248H55V247H54ZM130 248H128V249H130ZM209 248H211V246H209ZM252 248H253V247H252ZM256 248H257V247H256ZM21 249H22V252H20ZM111 249H112V247H111ZM136 249H137V247H136ZM172 249H173V248H171V250H172ZM189 249H190V248H189ZM197 249H196V250H197ZM199 249H200V248H199ZM199 249H198V250H199ZM201 249H203V248H201ZM205 249H206V248H205ZM205 249H204V251H205ZM233 249H234V248L232 247V252H233ZM31 250H33V251H31ZM50 250H51V249H50ZM133 250H134V249L129 250V251H133ZM175 250H176V249H175ZM175 250H173V252H175ZM177 250L181 251L182 249L178 248ZM177 250H176V252H177ZM206 250H207V249H206ZM259 250H260V249H259ZM34 251H35V252L38 251V255H37ZM42 251H43V250H42ZM119 251L121 252L122 249L119 250ZM127 251H128V250H127ZM179 251H178L177 253L175 252L174 256H173V254H172V257L175 258V256H177L176 254H178ZM182 251H183V250H182ZM191 251H193V250L191 249ZM194 251H195V250H194ZM200 251H201V250H200ZM200 251H199V252H200ZM256 251H258V248L256 249ZM256 251H255V252H256ZM23 252H24V253H23ZM44 252H47V251H44ZM117 252H118V251H117ZM199 252H198V254H199ZM201 252H202V251H201ZM240 252H241V251H240ZM258 252H259V251H258ZM42 253H43V252H42ZM109 253H110V252H109ZM111 253H112V252H111ZM113 253L117 254L116 252H113ZM130 253H133V252H129V254H130ZM188 253H189V250H188ZM193 253H194V252H193ZM236 253H237V252H236ZM256 253H257V252H256ZM88 254H90V251H89V252L87 251V253H85V255H88ZM115 254H114V255H115ZM118 254H119V252H118ZM118 254H117V255H118ZM160 254H164V253H160ZM160 254H159V255H160ZM189 254H190V253H189ZM257 254H258V253H257ZM3 255H4V256H3ZM39 255H40V256H39ZM45 255H47V256L45 257ZM117 255L114 256L115 261L117 260V259H116V258H117ZM119 255H120V254H119ZM133 255H134V254H133ZM150 255H151V254H150ZM152 255H153V254H152ZM156 255H157V254H156ZM156 255H153L154 257H152V259H153V258H154V259L156 258L155 260L153 259L154 261L151 259V261H153V262L149 261L150 258H148V259H149L148 262H150L151 264H162V260H163V262H167V261H166V260H167L166 258L162 259L163 257H165L166 254H165L164 256L162 255L163 257H162L161 255H160L161 257H160V256H159V257H156ZM191 255H192V254H191ZM193 255L195 256V255H196V252H195ZM199 255H200V254H199ZM199 255H198V256H199ZM255 255H256V254H255ZM123 256H124V254H123ZM125 256H127V255H125ZM167 256H169V255H167ZM3 257H4V258H3ZM128 257H129V256H128ZM133 257H137V256L135 255V256L129 257V258H127V259H125L126 257H122V256H120V258H121L122 260L119 259V262H120V264H147L146 262H144V261H146V260H144V258L147 257V256H144V258L141 257L144 261H142V260H137V258H140V257H137L136 259L133 258ZM148 257H149V255H148ZM169 257H171V255H170ZM25 258H26V259H25ZM75 258H76V257H75ZM118 258H119V256H118ZM123 258L125 259V262H122V261H124ZM167 258H168V257H167ZM24 259L27 260V261H24ZM77 259H78V258H77ZM77 259H76V260H77ZM145 259H146V258H145ZM158 259H162V260H158ZM22 260H23L24 262H23ZM28 260H29V261H28ZM74 260H75V259H74ZM120 260H121V261H120ZM127 260H128V261H127ZM164 260H165V261H164ZM168 260H169V264H170V260L173 261V260L170 259V258H168ZM6 261H7L8 263H6ZM115 261H113V262H114L113 264H115ZM117 261H118V260H117ZM77 262H79V260H77ZM0 263H3V262H0ZM150 263H149V264H150ZM108 264H109V263H108ZM110 264H111V263H110ZM116 264H117V263H116ZM118 264H119V263H118ZM166 264H167V263H166ZM171 264H172V263H171Z\"/></svg>",
    "mask_w": 264,
    "mask_h": 264
}]
</instances>
